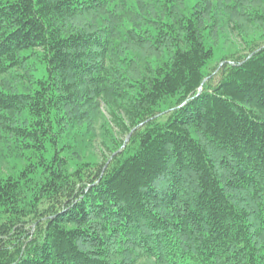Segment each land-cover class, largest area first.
I'll return each instance as SVG.
<instances>
[{
	"label": "trees",
	"instance_id": "obj_1",
	"mask_svg": "<svg viewBox=\"0 0 264 264\" xmlns=\"http://www.w3.org/2000/svg\"><path fill=\"white\" fill-rule=\"evenodd\" d=\"M187 3L0 0V141L36 160L0 264H264V33L216 60L237 1Z\"/></svg>",
	"mask_w": 264,
	"mask_h": 264
},
{
	"label": "rangeland",
	"instance_id": "obj_2",
	"mask_svg": "<svg viewBox=\"0 0 264 264\" xmlns=\"http://www.w3.org/2000/svg\"><path fill=\"white\" fill-rule=\"evenodd\" d=\"M198 0H188L187 6L189 9L197 2ZM238 6L235 7L233 13H231V19H229L226 24L222 27V31L219 32L217 37V50L215 59H219L224 54L228 53H238L242 52L243 48L246 46L247 42L257 39L261 34L264 33V27L261 25L250 22L253 20V8L260 9V13L264 11V3L261 0H236ZM242 4V5H239ZM6 79V78H5ZM4 79L5 83H9L8 89L23 90V87L18 82L11 80L12 78ZM8 80V81H7ZM20 80V78H19ZM105 111V110H104ZM101 125L97 126L99 129ZM115 132H117V129ZM102 129L98 130L99 137H97L94 142V148L91 149L97 156V158H102V151L105 150L103 142L105 140L104 135L102 134ZM36 160L32 158L31 160L25 158L19 161L16 155L13 154V151L9 147L5 146L0 141V173L5 174L8 170L13 167L17 168V171H20L26 167V165L35 162Z\"/></svg>",
	"mask_w": 264,
	"mask_h": 264
},
{
	"label": "water",
	"instance_id": "obj_3",
	"mask_svg": "<svg viewBox=\"0 0 264 264\" xmlns=\"http://www.w3.org/2000/svg\"><path fill=\"white\" fill-rule=\"evenodd\" d=\"M207 80H208V79H206V80L203 82V84H204ZM129 138H130V137L127 138L126 142H128ZM124 147H125V145L123 146V148H124ZM119 152H120V151H119Z\"/></svg>",
	"mask_w": 264,
	"mask_h": 264
},
{
	"label": "bare ground",
	"instance_id": "obj_4",
	"mask_svg": "<svg viewBox=\"0 0 264 264\" xmlns=\"http://www.w3.org/2000/svg\"><path fill=\"white\" fill-rule=\"evenodd\" d=\"M129 142V141H128ZM127 145V144H126Z\"/></svg>",
	"mask_w": 264,
	"mask_h": 264
}]
</instances>
